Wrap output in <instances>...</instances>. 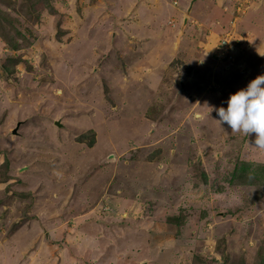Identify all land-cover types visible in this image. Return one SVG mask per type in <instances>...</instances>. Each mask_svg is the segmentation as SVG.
I'll list each match as a JSON object with an SVG mask.
<instances>
[{
    "label": "rangeland",
    "instance_id": "obj_1",
    "mask_svg": "<svg viewBox=\"0 0 264 264\" xmlns=\"http://www.w3.org/2000/svg\"><path fill=\"white\" fill-rule=\"evenodd\" d=\"M260 75L264 0H0V264H264Z\"/></svg>",
    "mask_w": 264,
    "mask_h": 264
},
{
    "label": "clouds",
    "instance_id": "obj_2",
    "mask_svg": "<svg viewBox=\"0 0 264 264\" xmlns=\"http://www.w3.org/2000/svg\"><path fill=\"white\" fill-rule=\"evenodd\" d=\"M227 104V109H215L219 117L215 120L217 124L221 128L227 124L231 132H240L247 137L254 133V147L264 151V75L251 81L246 89L231 95ZM209 109L210 112L213 111L212 108Z\"/></svg>",
    "mask_w": 264,
    "mask_h": 264
},
{
    "label": "built area",
    "instance_id": "obj_3",
    "mask_svg": "<svg viewBox=\"0 0 264 264\" xmlns=\"http://www.w3.org/2000/svg\"><path fill=\"white\" fill-rule=\"evenodd\" d=\"M245 3H248V1H246ZM238 11H239L238 13L241 12L242 14H245V12L247 11V8H245L244 6H241V8H239ZM230 35L232 34L225 33L224 39H222L220 46H219L220 49H223L222 54H221L222 57L219 58L218 56V64H221V67H224V62H226V64L228 65L234 64L236 60V56H238V51H237V46H236L237 41L236 40L234 41V39ZM228 38L230 39V41H227ZM225 73L228 74L230 72L226 71L223 74Z\"/></svg>",
    "mask_w": 264,
    "mask_h": 264
},
{
    "label": "crops",
    "instance_id": "obj_4",
    "mask_svg": "<svg viewBox=\"0 0 264 264\" xmlns=\"http://www.w3.org/2000/svg\"><path fill=\"white\" fill-rule=\"evenodd\" d=\"M186 20V19H185ZM185 20L183 21V25H182V27L184 26V22H185ZM188 24V23H187ZM182 27H181V29H182ZM180 33H181V35H182V30L180 31ZM158 49H159V51L161 50V48L160 47H158ZM157 59H158V57L157 56H151V58L150 59H148V63H154V62H157ZM0 252H2V250L0 249Z\"/></svg>",
    "mask_w": 264,
    "mask_h": 264
},
{
    "label": "water",
    "instance_id": "obj_5",
    "mask_svg": "<svg viewBox=\"0 0 264 264\" xmlns=\"http://www.w3.org/2000/svg\"><path fill=\"white\" fill-rule=\"evenodd\" d=\"M186 25H187V21L185 20V22H184V26L182 27L183 29H182V32L184 31V29L186 28ZM56 126L57 127H61V125L59 124V123H56ZM19 127V126H18ZM18 127H17V129H18ZM16 133V131H14V134Z\"/></svg>",
    "mask_w": 264,
    "mask_h": 264
},
{
    "label": "trees",
    "instance_id": "obj_6",
    "mask_svg": "<svg viewBox=\"0 0 264 264\" xmlns=\"http://www.w3.org/2000/svg\"><path fill=\"white\" fill-rule=\"evenodd\" d=\"M239 53V52H238ZM236 172V173H235ZM243 172V171H242ZM236 175H237V171H236V169H235V171H234V173H233V175H232V179L229 181V183H232L233 181V179H235L236 178Z\"/></svg>",
    "mask_w": 264,
    "mask_h": 264
},
{
    "label": "bare ground",
    "instance_id": "obj_7",
    "mask_svg": "<svg viewBox=\"0 0 264 264\" xmlns=\"http://www.w3.org/2000/svg\"><path fill=\"white\" fill-rule=\"evenodd\" d=\"M123 246H125V245H123ZM132 246H134V245H132ZM125 248V247H124ZM132 250V249H131ZM125 251V250H124Z\"/></svg>",
    "mask_w": 264,
    "mask_h": 264
}]
</instances>
